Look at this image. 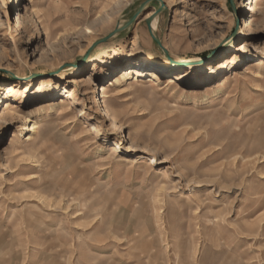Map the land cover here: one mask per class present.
I'll return each instance as SVG.
<instances>
[{
	"label": "rangeland",
	"instance_id": "obj_1",
	"mask_svg": "<svg viewBox=\"0 0 264 264\" xmlns=\"http://www.w3.org/2000/svg\"><path fill=\"white\" fill-rule=\"evenodd\" d=\"M147 1L0 0V264H264V0Z\"/></svg>",
	"mask_w": 264,
	"mask_h": 264
},
{
	"label": "bare ground",
	"instance_id": "obj_2",
	"mask_svg": "<svg viewBox=\"0 0 264 264\" xmlns=\"http://www.w3.org/2000/svg\"><path fill=\"white\" fill-rule=\"evenodd\" d=\"M262 0H247L246 5L249 6L246 8V10L251 11L253 14L257 13V10L259 9L260 5H261ZM20 14H16L14 21L16 23V27L20 26ZM254 19V16H250L249 19L246 21V25H248L250 22H252V20ZM153 33H155L154 31H152ZM232 42H230L231 44ZM110 51H116L113 48L110 49ZM201 61V59H187V58H178L172 62H170V64L168 66H171V69L174 68L175 66H178V64L181 65H194L195 63H199ZM151 66H159L157 64V62L155 61H149ZM225 64V63H224ZM137 67H142L141 64H137ZM204 65H200V69H203ZM145 69V68H144ZM143 75V74H142ZM141 72H139L137 70V68H127L125 70H123L121 72V76L119 78H117L115 80V83L112 84V86L114 87H119L122 85L123 82L127 81L128 79L131 78H135L136 80L139 79V77L142 76ZM18 76H20L18 74ZM22 77V76H21ZM29 78L26 77H22L23 81H29ZM159 79H154L151 80V83L153 84V86H157V82ZM172 81V80H171ZM108 90L105 87L104 84L100 85L98 87V96L95 97L94 102L96 103V105L99 108H102V112H103V116L108 119V120H112L113 116L110 114L109 110L107 109V102H106V98L108 97ZM3 105L4 112L0 114L4 116V118L7 117H11V115L13 114L11 111V106L9 103H7L6 101H2L1 103ZM25 124L22 126V133L25 134V139L26 141H32L33 140V134H36V131L38 128V122L31 119L30 117H26L24 118ZM71 122L68 124L70 125ZM122 145L121 144H117V146L113 149V153L114 156L113 157H117L118 155H120L122 152ZM25 155L28 156L27 159H23L19 164H18V171H25V170H30V169H35L36 167L40 166V160L39 158H37L35 156V151L33 149H30L28 151V153H25ZM29 178H27L24 182L25 183H31L33 182V180L37 179V176H35L34 174H31L28 176ZM44 203V202H43Z\"/></svg>",
	"mask_w": 264,
	"mask_h": 264
},
{
	"label": "water",
	"instance_id": "obj_3",
	"mask_svg": "<svg viewBox=\"0 0 264 264\" xmlns=\"http://www.w3.org/2000/svg\"><path fill=\"white\" fill-rule=\"evenodd\" d=\"M153 1H157V2H159V3L161 4V6H160L159 10L157 11V13L155 14V16L152 17V18H150V19L148 20L147 23H148L149 29H150V31H151V33H152V35H153L155 41H156L159 45H161L160 40L156 37L155 33L152 32V22H153V20H154L156 17H158V16H159V15L165 10V6L163 5L162 0H148L146 3H144V4L139 8L137 14H136V15H135V16L129 21V23L126 24L125 26L128 27L129 25H131L132 23H134V21L136 20V18L138 17V15H139L141 12H143V11L145 10V8H146L151 2H153Z\"/></svg>",
	"mask_w": 264,
	"mask_h": 264
}]
</instances>
